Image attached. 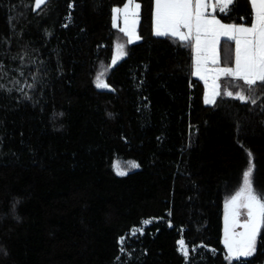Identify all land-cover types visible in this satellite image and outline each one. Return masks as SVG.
Masks as SVG:
<instances>
[{
  "label": "trees",
  "instance_id": "1",
  "mask_svg": "<svg viewBox=\"0 0 264 264\" xmlns=\"http://www.w3.org/2000/svg\"><path fill=\"white\" fill-rule=\"evenodd\" d=\"M135 1L127 43L113 26L126 0H0V264H264V225L251 256L224 245L250 161L264 194V85L229 78L206 105L192 44L156 36L154 0ZM216 15L252 22L249 0ZM116 44L127 55L111 66ZM234 49L221 41L223 65ZM116 159L139 167L119 176Z\"/></svg>",
  "mask_w": 264,
  "mask_h": 264
},
{
  "label": "snow or ice",
  "instance_id": "2",
  "mask_svg": "<svg viewBox=\"0 0 264 264\" xmlns=\"http://www.w3.org/2000/svg\"><path fill=\"white\" fill-rule=\"evenodd\" d=\"M47 0H35V7L39 8ZM252 8V22L250 26L243 24H223L215 16L206 15L209 4L206 0H155L154 34L156 36L177 37L183 42L194 41L195 60L194 75L204 80L207 91L204 96L205 104H214L220 93L218 81L221 76L231 77L243 81L251 91L257 85H264V0H249ZM234 0H215L212 7L227 13ZM140 5L135 0H126L123 8L113 9V26L117 27L118 18L122 17L124 27L119 30L128 37L127 43L133 42L140 36L136 34ZM186 29L187 31H183ZM221 36L227 37L235 43L234 67H219L220 57L218 44ZM127 55L124 44L116 45V56L112 60L114 66L118 59ZM215 65L214 69L208 67ZM104 73L96 78L98 88H107L103 79ZM209 80L211 83L209 84ZM226 95L232 96V92ZM236 98L245 101L247 98L236 93ZM254 102V101H253ZM249 156L251 154L249 153ZM134 161L122 164L117 160L113 168L117 175H127V169L138 168ZM253 166L243 173V186L226 204L224 245L227 249V259L239 260L241 257L251 256L256 250L257 235L264 225V194L257 193L252 187ZM243 201V202H242ZM247 210L246 218L241 220L240 209ZM152 223L145 220L143 225ZM241 229V231H237ZM143 234V227L134 228L132 235ZM122 237L120 243L123 244ZM179 250L187 256L185 241L178 242Z\"/></svg>",
  "mask_w": 264,
  "mask_h": 264
},
{
  "label": "rangeland",
  "instance_id": "3",
  "mask_svg": "<svg viewBox=\"0 0 264 264\" xmlns=\"http://www.w3.org/2000/svg\"><path fill=\"white\" fill-rule=\"evenodd\" d=\"M206 2L209 4V7L206 9V15H208V17L209 18H211L212 16H215V18L216 19H218V20H220L219 19V17L216 15V12L217 11H220L219 10V8L217 7L215 10H213V7H212V5H213V3H215V0H206ZM135 3H138V2H136L135 1ZM139 4V3H138ZM121 8H123V7H121ZM139 11H140V9H139ZM154 13H155V0H154ZM153 17H154V15H153ZM139 21H140V17H139V19H138V24L136 25V29H135V31H136V34H138L139 35ZM220 22L221 23H223V24H225L224 22H222V20H220ZM153 24H154V19H153ZM117 27L118 28H122V27H124V22H123V18L122 17H120V18H118V20H117ZM183 31H187L186 29H184ZM168 36H171V35H168ZM173 37V36H172ZM222 37V36H221ZM220 37V40H219V44H218V51L220 50V43H221V38ZM128 38V37H127ZM175 38H177V37H175ZM178 39V38H177ZM138 41H140V39L139 40H136L134 37H133V42L132 43H136V42H138ZM192 44V74H193V76L196 78V79H198V80H200L203 84H204V96H205V93H206V91H207V88H206V85H205V82H204V80H201L198 76H196V75H194V60H195V50H194V41L191 43ZM117 45V44H116ZM116 45H115V47H114V51H113V56H112V60H113V58H114V56H116ZM125 57V56H124ZM123 57V58H124ZM219 57H220V63H219V67H231V66H228V65H223L222 63H221V55H220V51H219ZM122 58V59H123ZM122 59H118V62L115 64V65H117ZM112 60H111V66H113L112 65ZM114 65V66H115ZM208 67L210 68V69H214L216 66L215 65H212L211 63H209V65H208ZM229 79V77H224V76H221L220 77V80L218 81V83L220 84V93L222 94L223 93V91H226V90H228L227 89V86H228V82L229 81H227ZM226 80V81H225ZM211 83V80H209V84ZM101 89H105V88H101ZM220 94V95H221ZM219 95V96H220ZM219 96H217L216 97V100H217V98L219 97ZM206 105H212V104H206ZM117 160H119L122 164H125V166H126V162H128V161H132V160H121V159H116L115 160V162L117 161ZM136 169V168H135ZM135 169H127V173L128 172H130V171H133V170H135ZM243 202V201H242ZM240 211H241V213H242V215H241V220L243 221L245 218H246V212H247V210L246 209H244V208H241L240 209ZM145 226V225H144ZM237 231H241V229H237ZM187 248V247H186ZM182 252V251H181ZM187 253H188V249H187Z\"/></svg>",
  "mask_w": 264,
  "mask_h": 264
},
{
  "label": "water",
  "instance_id": "4",
  "mask_svg": "<svg viewBox=\"0 0 264 264\" xmlns=\"http://www.w3.org/2000/svg\"><path fill=\"white\" fill-rule=\"evenodd\" d=\"M51 0H47V2L43 5H41L39 8H36L35 7V0H34V6H33V9H34V12H38L40 11L43 7H45Z\"/></svg>",
  "mask_w": 264,
  "mask_h": 264
},
{
  "label": "crops",
  "instance_id": "5",
  "mask_svg": "<svg viewBox=\"0 0 264 264\" xmlns=\"http://www.w3.org/2000/svg\"><path fill=\"white\" fill-rule=\"evenodd\" d=\"M225 24H229V23H225ZM230 24H232V23H230ZM243 25H245V24H243ZM246 26H250V25H246ZM155 30V29H154ZM222 39H221V41L222 40H228V41H231V40H229L227 37H225V36H222L221 37ZM234 46H235V43H234ZM231 67H234V64L231 66ZM229 78H231V77H229ZM236 96V95H235Z\"/></svg>",
  "mask_w": 264,
  "mask_h": 264
}]
</instances>
